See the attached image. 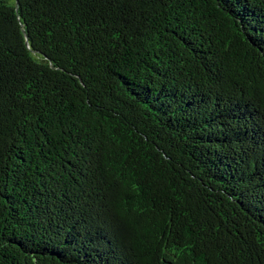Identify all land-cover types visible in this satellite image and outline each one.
<instances>
[{"label": "trees", "instance_id": "trees-1", "mask_svg": "<svg viewBox=\"0 0 264 264\" xmlns=\"http://www.w3.org/2000/svg\"><path fill=\"white\" fill-rule=\"evenodd\" d=\"M0 264H264V0H0Z\"/></svg>", "mask_w": 264, "mask_h": 264}, {"label": "water", "instance_id": "water-1", "mask_svg": "<svg viewBox=\"0 0 264 264\" xmlns=\"http://www.w3.org/2000/svg\"><path fill=\"white\" fill-rule=\"evenodd\" d=\"M27 43H28V41H27Z\"/></svg>", "mask_w": 264, "mask_h": 264}]
</instances>
